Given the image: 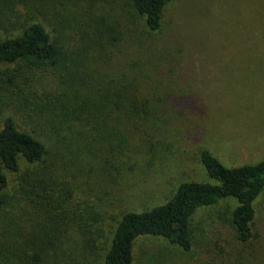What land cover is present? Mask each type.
Listing matches in <instances>:
<instances>
[{
	"label": "trees",
	"instance_id": "obj_1",
	"mask_svg": "<svg viewBox=\"0 0 264 264\" xmlns=\"http://www.w3.org/2000/svg\"><path fill=\"white\" fill-rule=\"evenodd\" d=\"M177 1L56 0L54 5L44 0H0V31L6 33L0 39V92L10 95L0 96V102L16 90L28 95L39 74L56 73L66 78L67 95L79 99L60 105L63 115L74 121L72 131L96 132L99 141L108 140L113 149L117 145L127 148L138 132H168L173 120L192 104L184 106L182 98L170 100L166 85L156 96L145 92V86L162 60L174 71L178 54H165L170 48L156 35L163 30L168 7ZM22 6L41 14L51 8L54 34L48 22L35 19L30 11L22 18ZM19 26L23 28L17 33ZM166 80L164 74L163 84ZM75 88H87V92L80 94ZM24 117L45 122V113L35 103L26 106ZM45 133L38 127L24 128L11 116L0 126V203H9L11 195L6 190H12V196L23 201L24 211L33 217L26 232L15 233L13 242L0 243V253L8 251L10 260L18 257L26 262L29 254L36 263H44L41 255L57 250L64 231L86 221L85 209L67 203L74 198L70 176L84 173L91 159L78 142L66 144L73 153L69 158L70 153L60 146L59 133L43 140ZM200 159L212 180L184 181L165 203L124 213L106 249L104 264H135L134 246L141 236L166 238L190 256L185 264H206L193 257L192 217L198 209L226 198L235 199L237 206L224 222L232 241L243 246L232 264L254 263L256 249L250 247L260 237L255 227L256 202L264 191V159L227 166L208 149L201 150ZM73 165L76 170L68 176L66 166ZM4 219L0 223L6 224ZM16 236L24 239L20 242ZM3 258L7 259L5 254ZM4 262L0 259V264Z\"/></svg>",
	"mask_w": 264,
	"mask_h": 264
},
{
	"label": "rangeland",
	"instance_id": "obj_2",
	"mask_svg": "<svg viewBox=\"0 0 264 264\" xmlns=\"http://www.w3.org/2000/svg\"><path fill=\"white\" fill-rule=\"evenodd\" d=\"M44 1L57 4L56 0ZM19 11L22 18H27L30 9L22 6ZM30 12L35 19L48 22L54 34L56 20L51 8L42 11L45 14ZM4 32L0 31V39L5 37ZM156 38L165 47L168 44L170 49L166 48L165 54L178 56L174 71L164 60L162 66L154 68L155 76L146 84L145 92L156 96L166 85L170 100L182 98L184 106L192 104L173 120L168 132H138L127 148L117 145L113 149L108 140L99 141L96 132L72 131L74 121L63 115L60 105L79 99L74 101L71 93L67 95L66 78L56 73L39 74L31 82L28 95L16 90L0 102V109H4L0 126L5 117L11 116L24 128L38 127L39 132H46L43 140L59 133L60 146L70 153L69 158L73 153L66 144L78 142L91 159L84 173L70 176L74 198L67 203L74 209L78 205L80 210L85 209L86 221L82 226H69L57 250L41 255L45 261L42 264H104L106 249L124 213L165 203L184 181L212 180L200 159L202 149H208L227 166L264 159V0H179L168 7L163 30ZM75 89L80 94L87 92V88ZM0 96L10 95L1 91ZM34 103L45 113V122L24 117L26 106ZM58 127L61 132H54ZM66 169L69 176L76 166ZM11 191L6 190L11 195L9 203H0V219L4 217L6 223H0L1 244L13 242L15 233L26 232L27 223L33 219L24 211V202L13 197ZM236 206L235 199L226 198L193 215L194 259L206 264H222L230 258L228 264H232L239 259L243 246L232 241L224 222ZM256 209L255 227L260 237L250 249H256L253 264H264V191ZM16 238L20 242L24 239ZM4 254L0 253L4 264H38L32 260L33 255H26L25 262L18 257L10 260L8 251ZM134 257L135 264L151 260L185 264L190 258L160 236L139 237Z\"/></svg>",
	"mask_w": 264,
	"mask_h": 264
}]
</instances>
